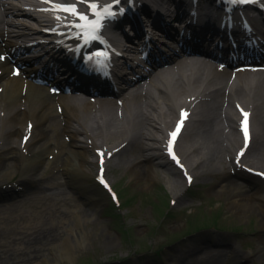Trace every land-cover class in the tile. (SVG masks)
<instances>
[{"label":"bare ground","instance_id":"bare-ground-1","mask_svg":"<svg viewBox=\"0 0 264 264\" xmlns=\"http://www.w3.org/2000/svg\"><path fill=\"white\" fill-rule=\"evenodd\" d=\"M177 66L180 67L179 79H176L178 76L175 73L167 75L172 68L168 67L167 73L161 71L151 77L146 90L141 84L132 90L133 93L125 98L123 114L120 118H116L111 112L112 100L104 101L102 106L100 105V113L96 115L88 111V106L86 108L82 105L81 110L79 105H66L64 111L68 116L65 117L64 127L60 122L53 128L66 132L72 139L69 143L64 140L54 141L51 133L53 113L47 116L45 113L55 110L52 104L44 100L43 90L38 91L35 86L28 85L23 97L24 108L22 111L18 110L21 103L16 97L22 80L5 76L4 67H0L2 70L0 85L3 86L0 93V113L2 111L5 113L0 117V139L3 140L0 146V177L13 175L19 170L18 164L14 162L18 161V147L15 145L12 148L10 145L12 138L14 140L21 132L19 126H23L25 114H29L34 118L39 130L37 129L38 134L36 133L32 140L33 157L24 168L29 173L35 172V164L40 163L46 153L52 152V147H58L55 158L60 156L61 160L63 159L61 171L66 178L62 183L22 177L20 179L24 185L22 199L13 200L19 194L16 192L0 194V264H29L30 260H35L37 257L39 264H56L64 259L72 260L75 250L86 245V232L82 227L84 223L95 220L86 214L83 210L85 208L80 203L89 207L96 206L100 198L86 181L85 168L96 164V161L88 158L91 152L80 140L79 134L93 139L95 147L98 146L96 143L105 145L110 139L115 140L114 146L123 141H126L127 145L135 144L136 149L133 148L132 154L121 158L119 162L123 170L133 175L149 177L150 171L155 172V166L164 168L173 175L171 179L168 178V183L178 194L180 183L178 175L172 171L168 161L163 159V155L157 152V146H153L150 142H159L156 134L163 132V127L169 125L175 107L186 103L185 97L190 91L200 96L205 90L214 87L212 93L215 94L224 87L225 82L222 73L211 69L198 57H185L177 63ZM203 67L207 70V75L202 79L200 68ZM215 74L220 75L221 78L216 80ZM241 97L246 100L245 96ZM141 98L144 100L141 101ZM217 101L216 94L213 96L212 105H217ZM230 110L231 107L226 110L227 122L231 127L228 133L230 144L227 146L221 144L224 132L216 118L214 108L199 105L196 110L197 118L189 131L183 152L190 166L203 179L214 175L215 161L221 150L225 148V151H231L237 147L239 136ZM199 137H201L200 142ZM252 154L253 160L256 159L255 162L261 163L264 167V124L258 133V143ZM50 162H46L43 166L46 168ZM235 175L243 181L239 182L225 174L218 183L222 184L219 191L226 189L228 192L226 200L230 211L240 216L253 209L264 211V194L261 189L263 186L249 181L240 171ZM66 185L70 186L68 190H65ZM75 195H79L80 198L75 199L72 205L70 196ZM57 202L68 206L67 212L74 217V221L65 231H62L63 210L56 206ZM262 228L264 229V222ZM107 244L112 243L109 241ZM221 251L222 259L220 253H212L210 248L199 246L183 251L178 261L180 260L179 264H233L231 258L225 261V255L231 250L223 246ZM258 252L264 257V244L259 246Z\"/></svg>","mask_w":264,"mask_h":264},{"label":"rangeland","instance_id":"rangeland-1","mask_svg":"<svg viewBox=\"0 0 264 264\" xmlns=\"http://www.w3.org/2000/svg\"><path fill=\"white\" fill-rule=\"evenodd\" d=\"M91 168L92 171L93 168ZM110 174L124 197L128 194L133 196L130 206L125 205L124 212L127 214L125 220L116 217L115 209L114 212L108 210L114 207L110 200L102 201L96 209L91 208L90 211H95L96 219L92 218L95 222L84 223L82 227L86 232V245L75 250L72 260L64 259L56 264H112L116 261L110 260L126 256L134 248L148 249L152 245L157 247L174 240L187 231L186 225L191 222L202 224L216 221L228 228L260 233L259 228L262 227L263 220L257 216V209L250 210L241 216L233 214L227 205V192L214 189L215 185L210 187L206 179L199 176L196 187L185 195V199L178 205L171 207L168 203L175 193L161 172L158 171L156 176L150 175L147 182L144 181L145 175L137 176L129 171L124 172L119 165H113ZM179 179L177 192L181 191L184 183L181 176ZM95 190L99 193L96 188ZM134 197H139L140 202L137 203ZM150 199H154L153 205H150ZM160 207L162 211H171L174 216L162 218L157 210ZM249 236L250 240L256 237L253 234ZM109 241L111 245L107 244ZM178 246H173V250L168 253L169 257L170 254L175 255ZM164 259L167 261L166 255L163 256ZM148 261L155 260L144 257L137 261L134 258L132 264H147ZM255 261L249 264H264V257L256 254ZM156 263L161 264L159 260H156ZM29 264H39V258L30 260Z\"/></svg>","mask_w":264,"mask_h":264},{"label":"snow or ice","instance_id":"snow-or-ice-1","mask_svg":"<svg viewBox=\"0 0 264 264\" xmlns=\"http://www.w3.org/2000/svg\"><path fill=\"white\" fill-rule=\"evenodd\" d=\"M45 2H47V0H45ZM115 3H119V0H114ZM230 3L236 2V0H229ZM239 2L243 3V2H247V0H239ZM89 9L92 10L93 15H95L97 17V20L95 21H88L87 16L83 15V14H78L75 10V7L72 5H56L54 6L55 9L58 10H63L66 12H69L70 14H72L73 16H77L79 20L83 21L84 23L78 24V25H74L77 28H81V29H85V43L88 42L89 39H95L96 37L94 35H90L89 32L87 31V29H92L93 31L99 29V27L101 26L99 23V20L104 18V17H113L115 15V13L112 12V4L106 5L104 6V8L101 11H97L98 5L95 3H90L88 5ZM95 56H104L105 53H94ZM2 58V57H0ZM88 59H91V57H89ZM242 116L244 117V119L241 121V130L244 133V137H245V146H247V142H248V131H247V117H248V113L243 112V110H241ZM186 116V113H184L183 111L181 112V120L177 123V127L176 130L172 133H170V136L175 138V136L178 134V132L180 131V127L183 124V120ZM27 139V138H26ZM171 143L172 141H169V152L170 155H173V159H175L174 154L171 153ZM243 154V152H241V155ZM101 183H104L103 179L101 178L100 180ZM105 186L107 187V185L105 184Z\"/></svg>","mask_w":264,"mask_h":264}]
</instances>
